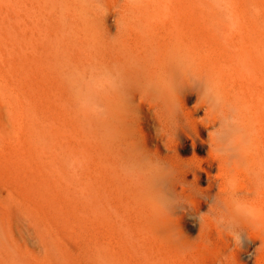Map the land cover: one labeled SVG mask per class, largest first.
Instances as JSON below:
<instances>
[{
  "label": "bare ground",
  "instance_id": "6f19581e",
  "mask_svg": "<svg viewBox=\"0 0 264 264\" xmlns=\"http://www.w3.org/2000/svg\"><path fill=\"white\" fill-rule=\"evenodd\" d=\"M218 2L0 0V149L13 174L34 164L65 228L93 231L94 264H240L249 250L264 264V0H231L232 31L195 21ZM31 29L54 42L30 51Z\"/></svg>",
  "mask_w": 264,
  "mask_h": 264
},
{
  "label": "rangeland",
  "instance_id": "374dc122",
  "mask_svg": "<svg viewBox=\"0 0 264 264\" xmlns=\"http://www.w3.org/2000/svg\"><path fill=\"white\" fill-rule=\"evenodd\" d=\"M196 8H197V12L194 15V19L197 23H204L209 20H212V21L224 20V16L221 12H217L216 10L215 11L210 10L211 11L210 12V11L205 10V8L203 7H196ZM20 14L24 18L23 22L29 28L32 27L33 24L35 23L33 9H31L30 7V10L29 8L22 10L20 11ZM109 24L112 26L114 25V18L112 16L109 18ZM111 31L114 32L115 28L112 27ZM36 33L37 32H34V29L33 30L31 29V31L27 32L23 38L24 40H26L27 48H29L30 51H32L31 47H33L32 45L34 44L33 41L35 39H36L35 41L39 43L40 47L43 50H46L47 48L46 44L50 45L55 40L53 33L50 31L47 33L46 37L42 32L40 34L38 33L36 34ZM48 52L52 53V50L50 49L48 50ZM26 55L27 57H30L32 53L28 51ZM33 56L38 57L39 55L35 56L33 54L30 57V59H33L34 58ZM30 63L31 62H29V66L33 64V63L30 64ZM60 64L61 63H51L49 64V66L51 69H53L54 67L59 66ZM37 66L35 68V72L39 74V70H41L40 68L41 66L39 68ZM43 67L45 68L46 72L51 70L47 65ZM33 70H34V67H33ZM24 73L26 75H24ZM37 74H34L32 71V68L31 67L29 68L27 66L22 76H24V79L26 80L27 83H32L31 86L34 85L36 87L39 84V83L38 84L36 83L39 81V77ZM34 86L31 87L32 91L34 88L35 91L38 92V90ZM27 87L29 88V86ZM39 88L41 90V84ZM55 88H56V85L54 84L51 86V89H49V91L46 90L48 94H50V97L52 96L53 93L56 94ZM17 117L19 118V113H17ZM20 131L21 130L18 129V127H16L14 128V131H12L10 134H12L11 136H13V138H16L17 136L20 135L19 133ZM5 146L6 145L2 146L0 149V157L2 158V162H3L2 165L4 168V170L0 172V181H1L0 189H1V193H3L1 194V200L4 203V205L13 209L14 215L11 216V218L13 219L14 222L16 221L15 222L16 223V240L5 241L0 232V264H22L23 262H25L24 259L27 258L26 257L27 255H29L30 264H94L93 251H94L95 245L93 242L94 241L93 231L88 228L83 229L82 231L74 227L69 228L68 226H66L65 228V226H63L64 222L61 219V216L54 209L53 205L51 204V201L48 199H45L44 196L42 198V196H40L41 191L39 189V186L36 184L33 185L34 183H37L33 176L34 164L31 163V169L29 168L26 169V167L22 166L21 164H18L19 166L22 167V169L21 167L20 169L17 167V173L13 174L12 171L16 172L15 171L16 169L13 170L11 165L12 163H15V161L11 162L10 164L8 160H11L10 156L12 157H15V156L13 154L12 149L8 148L9 146L7 147ZM4 164H5V167H4ZM21 170H23L24 172ZM11 173L13 174L12 177H11ZM19 173L20 174L22 173V174L19 175ZM26 173H27V176L30 175L29 176L30 178L26 176ZM16 176L17 177L21 176L22 179H25L27 177L26 179L31 183L32 186L30 185L29 182H25V183L23 182L24 185L20 184L22 179L21 177L17 178ZM20 179L21 181H19ZM14 180L16 181L14 182ZM5 182L8 185L5 184ZM16 182L18 183V185H16L17 184ZM36 187H37L36 189L37 192L34 189ZM26 188L28 189V192ZM38 189H39V192H38ZM16 197L19 198V201H18V198ZM51 205H52V208H51ZM26 207L29 209V212H30L28 221H26L25 219L26 218ZM4 209L6 210L4 206L3 208H0V218L3 220V222L5 221L4 224H6L8 223L7 222L8 218L6 217L7 214ZM55 214H57L58 216ZM27 223L29 224V229L31 228L30 231H27L25 228ZM24 232H25V236H28L29 238L28 237L26 238L24 236ZM239 255H240L239 256L240 264H263L257 258L254 251L252 250H249L247 253L242 251Z\"/></svg>",
  "mask_w": 264,
  "mask_h": 264
},
{
  "label": "clouds",
  "instance_id": "9594fccd",
  "mask_svg": "<svg viewBox=\"0 0 264 264\" xmlns=\"http://www.w3.org/2000/svg\"><path fill=\"white\" fill-rule=\"evenodd\" d=\"M215 7L223 14L224 19L226 21V28L228 29V31L235 30L239 23V17L235 9V6L231 2V0H219V2L215 5ZM94 86H95L94 83L87 81V80H85L84 85H83L85 90L91 89ZM83 106L87 107V104L83 103ZM237 207L239 208L240 206L237 205ZM246 211H247V214L250 216L256 214V209L251 208V207H247ZM233 238L238 239L239 238L238 234L234 235Z\"/></svg>",
  "mask_w": 264,
  "mask_h": 264
}]
</instances>
